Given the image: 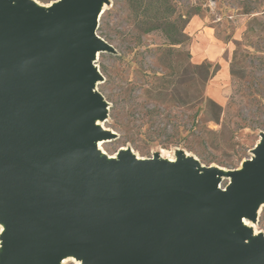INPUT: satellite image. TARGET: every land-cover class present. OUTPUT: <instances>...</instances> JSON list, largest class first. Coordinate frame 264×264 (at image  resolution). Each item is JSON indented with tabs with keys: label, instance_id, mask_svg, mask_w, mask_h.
Returning <instances> with one entry per match:
<instances>
[{
	"label": "water",
	"instance_id": "water-1",
	"mask_svg": "<svg viewBox=\"0 0 264 264\" xmlns=\"http://www.w3.org/2000/svg\"><path fill=\"white\" fill-rule=\"evenodd\" d=\"M100 0H0V264H264L243 216L264 201V134L233 180L192 157L143 159L121 150L108 165L94 140V55Z\"/></svg>",
	"mask_w": 264,
	"mask_h": 264
},
{
	"label": "rangeland",
	"instance_id": "rangeland-1",
	"mask_svg": "<svg viewBox=\"0 0 264 264\" xmlns=\"http://www.w3.org/2000/svg\"><path fill=\"white\" fill-rule=\"evenodd\" d=\"M105 2L96 32L112 50L97 51L103 77L95 90L108 115L94 119L113 136L100 147L108 155L127 148L143 159L192 157L201 167L242 169L264 134V0H174L177 14L192 16L189 40L171 49L160 30H137L127 0ZM208 63L219 68L206 79ZM232 180L223 175L221 187ZM261 208L241 219L252 231L249 242L264 235ZM5 227L0 222V258ZM59 264L85 259L64 255Z\"/></svg>",
	"mask_w": 264,
	"mask_h": 264
},
{
	"label": "trees",
	"instance_id": "trees-1",
	"mask_svg": "<svg viewBox=\"0 0 264 264\" xmlns=\"http://www.w3.org/2000/svg\"><path fill=\"white\" fill-rule=\"evenodd\" d=\"M135 17V26L140 33H151L160 30L165 36L168 48L186 44L190 36L186 32V24L190 15L177 14L174 0H127ZM205 78L213 77L219 65L213 68L206 64ZM203 64L197 68H202ZM212 68V70H211Z\"/></svg>",
	"mask_w": 264,
	"mask_h": 264
},
{
	"label": "bare ground",
	"instance_id": "bare-ground-1",
	"mask_svg": "<svg viewBox=\"0 0 264 264\" xmlns=\"http://www.w3.org/2000/svg\"><path fill=\"white\" fill-rule=\"evenodd\" d=\"M32 2H33V4L35 5V8H44V9H46V10H51L53 7H55V3H51V4H42V3H38L36 0H32ZM100 7H99V15L104 11V7H105V4H106V2H105V0H100ZM97 56H98V53H97V51H96V53H95V55H94V58H95V60L97 59ZM97 67V66H96ZM96 84V83H95ZM93 123H94V125L96 126V128H98V125H97V120L96 119H94L93 120ZM263 139V138H262ZM262 142V141H261ZM94 146H95V148H97V150H98V152H99V156H100V158H104L105 159V161L107 162V164L109 165L111 162H112V160L113 159H118V155L121 153V151L120 152H118V154H116V155H108V154H106L105 153V151H104V149H102V147H100V145L102 144V142H101V139H98V140H94ZM260 144H262V143H260ZM127 148H122L121 150L122 151H125ZM139 155V154H138ZM137 155V156H138ZM255 156V155H254ZM159 158V157H158ZM177 159V158H176ZM175 159V160H176ZM167 160H170V161H175V160H173L172 158H170V159H167ZM220 170H221V172L223 173L222 174V176L223 175H228V176H230V172L228 171V170H226L225 168H221V167H218ZM238 169V168H237ZM264 205V201L261 203V205H260V207L258 208V210H257V213H258V211L260 210V209H262L261 207ZM244 217V216H243ZM242 217V218H243ZM247 243L249 244V243H251V242H249V241H247Z\"/></svg>",
	"mask_w": 264,
	"mask_h": 264
}]
</instances>
